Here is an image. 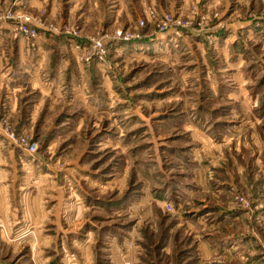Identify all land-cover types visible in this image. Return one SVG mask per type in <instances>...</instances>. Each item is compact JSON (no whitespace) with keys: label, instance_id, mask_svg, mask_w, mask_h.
<instances>
[{"label":"rangeland","instance_id":"374dc122","mask_svg":"<svg viewBox=\"0 0 264 264\" xmlns=\"http://www.w3.org/2000/svg\"><path fill=\"white\" fill-rule=\"evenodd\" d=\"M0 264H264V0H0Z\"/></svg>","mask_w":264,"mask_h":264},{"label":"crops","instance_id":"0c3cea01","mask_svg":"<svg viewBox=\"0 0 264 264\" xmlns=\"http://www.w3.org/2000/svg\"><path fill=\"white\" fill-rule=\"evenodd\" d=\"M41 50V49H40ZM29 53V52H28ZM28 53L26 54L25 53V56L24 55H21L20 56V59H22V60H20V61H23V60H25V59H28V58H26L27 57V55H28ZM40 53V52H39ZM29 56V55H28ZM25 59H24V58ZM33 60H31V61H33V62H31V61H28V64H26L27 63V61L25 62V67H23L24 68V71H23V73L24 74H27L28 73V71H34L35 69H37V67H39L40 65H41V63L39 64L38 62H39V59L36 61V59H34V58H32ZM28 85V84H27Z\"/></svg>","mask_w":264,"mask_h":264},{"label":"built area","instance_id":"2783aa9c","mask_svg":"<svg viewBox=\"0 0 264 264\" xmlns=\"http://www.w3.org/2000/svg\"><path fill=\"white\" fill-rule=\"evenodd\" d=\"M34 150H35V147H34ZM31 153H33V152H31Z\"/></svg>","mask_w":264,"mask_h":264}]
</instances>
